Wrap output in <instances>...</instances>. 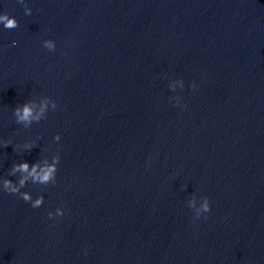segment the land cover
Instances as JSON below:
<instances>
[{
    "label": "water",
    "instance_id": "95a60500",
    "mask_svg": "<svg viewBox=\"0 0 264 264\" xmlns=\"http://www.w3.org/2000/svg\"><path fill=\"white\" fill-rule=\"evenodd\" d=\"M24 3L0 0V179L60 161L38 208L0 185V264H264V0Z\"/></svg>",
    "mask_w": 264,
    "mask_h": 264
},
{
    "label": "clouds",
    "instance_id": "9594fccd",
    "mask_svg": "<svg viewBox=\"0 0 264 264\" xmlns=\"http://www.w3.org/2000/svg\"><path fill=\"white\" fill-rule=\"evenodd\" d=\"M23 4L24 12L26 15L31 14V9L24 3V0H18ZM0 23H2L5 29H15L18 27V22L15 18L10 17L7 12L0 13ZM44 48L49 51L55 50V42L51 39H46L42 41ZM15 46V42H13ZM170 87V86H169ZM183 87V83H182ZM191 87L195 88V84H192ZM57 108V103L47 96L39 101L37 100H27L22 105L16 106L13 110V116L15 117V122L19 125H22L24 128L30 127L34 122L39 123L42 119L46 118V113L49 109L55 110ZM54 141H59V134L54 136ZM36 141L25 142L19 147H23L26 150H31ZM9 145L7 142L5 147ZM60 156L57 152L52 155L51 160L48 158H43L37 162L29 165L27 162L14 163L9 170V176H16L19 173L18 180L13 182L12 180L3 178L0 179V185L4 192L9 194L16 195L18 194L25 202H31V207L38 208L43 204L44 197L42 195L37 196L35 199L32 198L31 194L26 191H21L25 187L27 182L40 185H48L56 183V173L57 165L59 164ZM195 206V200L189 198L188 207L193 208ZM210 211L209 199L207 196L201 197V204L199 209L195 212L194 217L199 219L202 214L208 213ZM64 212L61 208H57L55 211V216H63ZM48 217L53 218V213L48 212ZM205 219L207 217L205 216Z\"/></svg>",
    "mask_w": 264,
    "mask_h": 264
}]
</instances>
